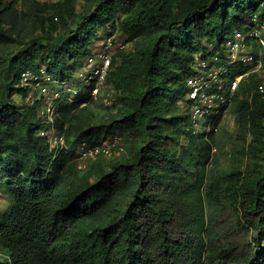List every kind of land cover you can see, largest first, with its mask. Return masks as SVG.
<instances>
[{
  "label": "trees",
  "instance_id": "obj_1",
  "mask_svg": "<svg viewBox=\"0 0 264 264\" xmlns=\"http://www.w3.org/2000/svg\"><path fill=\"white\" fill-rule=\"evenodd\" d=\"M253 15L264 22V0H0V264H264L259 79L239 82L232 134L194 132L177 110L193 54L222 50ZM106 25L130 41L102 83L112 107L91 79L40 117L34 83L71 80ZM24 71L37 78L24 84ZM106 135L120 137L113 153L80 166L76 145Z\"/></svg>",
  "mask_w": 264,
  "mask_h": 264
},
{
  "label": "built area",
  "instance_id": "obj_2",
  "mask_svg": "<svg viewBox=\"0 0 264 264\" xmlns=\"http://www.w3.org/2000/svg\"><path fill=\"white\" fill-rule=\"evenodd\" d=\"M110 59V55L102 54L100 62L86 76L88 83L91 79L95 80V86L91 90L93 96L97 94L99 85H102L106 77ZM91 60V57L87 58V61ZM243 68L244 71L230 76L232 72ZM250 73L256 74L259 79L254 90L264 93V22H259L254 15L251 27L242 31L234 29L224 42L222 50L214 51L213 45L209 44L205 50L193 54V73L185 80V91L180 101L194 132L217 131L222 116L234 100L241 78ZM36 78L30 71L21 73L24 84ZM49 81L50 79L43 75L42 79L34 84L40 88ZM66 82L73 84L71 81ZM56 96L52 101H44L38 110L40 117L52 120ZM215 120L217 122L213 124ZM42 132L46 133L45 137L54 150L62 145V135L56 133L53 128L42 130L40 134H43ZM112 136L116 141L109 147L79 143L75 151L82 156L90 155L91 158L99 154L110 156L120 144V137Z\"/></svg>",
  "mask_w": 264,
  "mask_h": 264
},
{
  "label": "rangeland",
  "instance_id": "obj_3",
  "mask_svg": "<svg viewBox=\"0 0 264 264\" xmlns=\"http://www.w3.org/2000/svg\"><path fill=\"white\" fill-rule=\"evenodd\" d=\"M42 2H48L53 3L58 0H41ZM76 6L79 7L81 0H75ZM95 46L92 47L93 54L90 56L92 58L91 62L89 61H82L80 65H78L76 68H74V71L71 74V80H73V84H69L68 82H64V85L62 86L54 83V81H49L45 84H42L43 86L36 89L33 93L37 92V97H41V105L44 104V101H52L54 97L60 96L61 93L67 92L68 94L75 93L79 88L88 85V82L86 80L87 74H90V70L95 67L100 62V57H102V54L110 55V58L115 53L116 49L121 48L124 50H128L130 48V41L125 38V35L119 31H116L114 29H111L109 25L104 26L102 29L98 30V34L95 40ZM62 82V83H63ZM68 83V84H67ZM54 85L52 88L51 86ZM104 85H99V92L96 94L98 103H102L103 107H112V96L111 92L109 90H106ZM84 92V91H83ZM32 92L28 93L27 95H20L15 94L14 99L16 101L24 100V101H30L33 96H31ZM178 104L179 107H177V110L180 112H184V105L179 101ZM40 105V107H41ZM102 109V106L100 107ZM103 112H105V109L103 108ZM223 127L225 128L229 134H232L234 132V121L233 116L227 110L225 114L222 116L221 121L219 123V128ZM218 128V130H219ZM40 133V132H39ZM41 135H46L45 132H42ZM116 141L114 136H104L103 139L100 141V146L103 147H109L111 144H113ZM185 140L182 139V143H184ZM77 149V147H76ZM79 153V152H78ZM77 153V154H78ZM80 155V153H79ZM92 156H82L80 155L78 157L79 164L81 166H84L87 161ZM228 161V158L222 163L226 164ZM9 205V199L7 196L0 190V210H5ZM1 255V253H0Z\"/></svg>",
  "mask_w": 264,
  "mask_h": 264
},
{
  "label": "crops",
  "instance_id": "obj_4",
  "mask_svg": "<svg viewBox=\"0 0 264 264\" xmlns=\"http://www.w3.org/2000/svg\"><path fill=\"white\" fill-rule=\"evenodd\" d=\"M67 81H71V80H67ZM54 83H56V84H58V85H60V86H62V84H63L62 82H54ZM51 87L53 88L54 85H52ZM37 88H38V87H37Z\"/></svg>",
  "mask_w": 264,
  "mask_h": 264
}]
</instances>
